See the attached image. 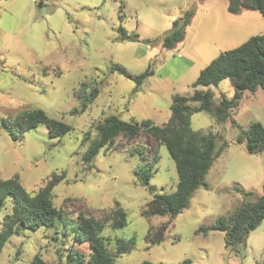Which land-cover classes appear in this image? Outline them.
<instances>
[{
    "label": "rangeland",
    "instance_id": "1",
    "mask_svg": "<svg viewBox=\"0 0 264 264\" xmlns=\"http://www.w3.org/2000/svg\"><path fill=\"white\" fill-rule=\"evenodd\" d=\"M228 3L0 0V178L18 173L25 189L35 194L54 173H65L54 188L53 202L67 214V224L79 212L103 220L119 202L127 212V225L116 229L107 225L102 235L109 240L111 252L116 251L117 239L131 242L132 248L117 257L115 264L264 263V220L235 248L226 246L223 231L197 232L230 215L244 199L255 200L263 193L264 149L250 153L243 131L254 122L264 124V89L243 91L224 122H218L212 112L193 111L191 127L215 134L217 149L226 144L206 177L209 187L198 188L189 206L175 218L143 215L156 193L176 191L179 181L167 147L147 131L134 139L119 134L112 145L102 148L92 167L83 160L90 143L99 136L96 124L110 116L125 121L151 119L162 125L171 116L176 94L191 96L196 90H210L214 106L223 95L236 96L229 78L218 85L193 86L201 70L221 52L264 34V18L258 9L244 8L232 14ZM187 10L193 16L184 40L165 48L164 38ZM121 26L138 37L120 39ZM115 64L133 75L150 66L153 74L137 87L134 80L112 69ZM95 87L99 94L83 111L79 94L88 95ZM190 104L192 108L199 105ZM33 108H42L72 130L51 138L48 127L39 124L13 139L3 120ZM87 134L89 139L84 142ZM156 154L152 190L140 181L136 170L150 168ZM235 186L253 192L246 195ZM9 211L8 203L0 212V229ZM165 223L164 241L150 245L148 236L154 237ZM56 228H20L5 244L0 264H30L37 253L48 262H60V251L73 241L71 236L65 242L59 240L67 231L58 234ZM81 246L90 250L88 244Z\"/></svg>",
    "mask_w": 264,
    "mask_h": 264
},
{
    "label": "trees",
    "instance_id": "2",
    "mask_svg": "<svg viewBox=\"0 0 264 264\" xmlns=\"http://www.w3.org/2000/svg\"><path fill=\"white\" fill-rule=\"evenodd\" d=\"M244 8L258 9L264 18V0H229L228 11L230 13L238 14ZM192 16L193 11L187 10L174 21L171 32L163 40L165 48H174L184 40L186 28L191 22ZM119 32L122 40H135V37H138L137 34L132 37L123 26L119 28ZM112 69L134 80L137 87L141 86L148 76L153 74L150 66L138 75L131 74L120 64H115ZM226 78H229L236 88L234 98L230 99L223 95L220 103L214 106V94L210 90H196L191 96L176 94L171 103V116L162 125L155 124L151 119L125 121L116 116H110L104 121L98 122L96 129L99 136L92 140L85 151L83 156L85 164L92 167L102 148L112 145L119 134L134 139L142 130L147 131L167 147L176 164L179 181L176 191L156 193L148 203V209L143 212V215L145 217L159 215L175 218L189 206L191 198L198 188L209 187L206 177L226 144V142L223 143L222 147L217 149L215 134L194 130L191 127L193 111L212 112L218 122H224L231 116L243 91L264 89V34L254 35L240 46L221 52L217 58L201 70L193 86L218 85ZM98 94L99 89L96 87L88 95L79 94V98L82 99L83 111L89 107ZM191 101L197 102L199 105L192 108ZM39 124H45L48 127L51 138L63 137L72 130L71 125L49 117L42 108L23 111L14 119L3 120L4 127L15 140L20 137L21 133L35 128ZM243 136L246 140V148L250 153L264 149V124L261 122L252 123L248 130L243 131ZM88 139L87 134L84 142ZM158 159L159 156L156 154L153 162L149 164L150 168L143 166L136 170L140 181L150 186L152 190L154 188L150 184L153 176L151 169ZM65 177V173H54L35 194H30L25 189L18 173L10 178H0V212L8 203L10 204V211L5 214L1 224L0 254L9 238L18 233L20 228L37 231L41 227L58 228L62 223L65 225L61 227V230L65 229L67 232L66 235L62 234L64 238H59V240L65 242V238L71 236L73 242L68 249L60 251V255L63 257L61 261L58 263L48 262L41 254L37 253L30 264H115L117 257L131 251V242L117 239L116 251L111 252L109 240L102 235L107 225L115 229L127 225V212L119 202H116V207L103 220L79 212L76 217H71L72 223L64 222L65 217L68 216L62 209L54 205L53 191ZM234 188L237 191H243L246 195L253 192L245 191L239 186ZM263 220L264 189L257 199H244L230 215L219 217L214 223L200 227L197 232L206 234L209 231H223L226 234V246L235 248L238 244L245 242L249 233L256 229ZM57 228L56 232L62 233ZM167 230L168 224L165 223L157 230L154 237L148 236L150 245L163 242ZM85 244L90 246V250L87 251L85 247V251L82 248L81 245Z\"/></svg>",
    "mask_w": 264,
    "mask_h": 264
},
{
    "label": "crops",
    "instance_id": "3",
    "mask_svg": "<svg viewBox=\"0 0 264 264\" xmlns=\"http://www.w3.org/2000/svg\"><path fill=\"white\" fill-rule=\"evenodd\" d=\"M241 11H242V10H241ZM241 11H240V12H241Z\"/></svg>",
    "mask_w": 264,
    "mask_h": 264
}]
</instances>
